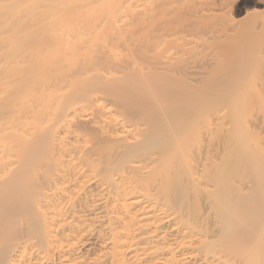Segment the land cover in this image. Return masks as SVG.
Returning a JSON list of instances; mask_svg holds the SVG:
<instances>
[{
    "label": "bare ground",
    "instance_id": "6f19581e",
    "mask_svg": "<svg viewBox=\"0 0 264 264\" xmlns=\"http://www.w3.org/2000/svg\"><path fill=\"white\" fill-rule=\"evenodd\" d=\"M225 2L0 0V264H264V10Z\"/></svg>",
    "mask_w": 264,
    "mask_h": 264
},
{
    "label": "rangeland",
    "instance_id": "374dc122",
    "mask_svg": "<svg viewBox=\"0 0 264 264\" xmlns=\"http://www.w3.org/2000/svg\"><path fill=\"white\" fill-rule=\"evenodd\" d=\"M219 1H220V4L218 3ZM219 1L217 0L218 5H221L222 2L226 3L225 2L226 0H224V1L219 0ZM227 1L229 2L228 4L230 5V7L228 8V11L230 10L232 13L233 11L235 12V10H236L235 14L233 12L234 15H236V13L238 11L240 12V13L238 12V14H240V15H238V18L244 17L246 12L249 10H253V9L264 10V2H263V4H260V5L258 4L256 6H254L253 3L255 2V0H227ZM230 2H232V3H230ZM233 2L235 5L233 4ZM239 16H241V17H239Z\"/></svg>",
    "mask_w": 264,
    "mask_h": 264
}]
</instances>
